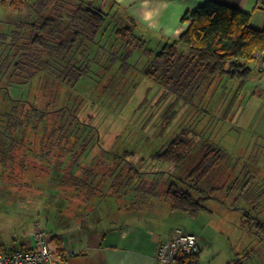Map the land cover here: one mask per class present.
Listing matches in <instances>:
<instances>
[{"label": "rangeland", "instance_id": "374dc122", "mask_svg": "<svg viewBox=\"0 0 264 264\" xmlns=\"http://www.w3.org/2000/svg\"><path fill=\"white\" fill-rule=\"evenodd\" d=\"M37 1L27 0V7L21 10L0 5V34H25L27 25L38 20L31 15ZM55 1L59 0H52V6ZM78 1L69 0V6ZM94 2L93 6L108 12L105 0ZM113 31L108 34V42L115 41ZM114 48L111 59L101 54L74 87L66 85L59 92V105L70 107L84 121L90 122L87 117L92 116L98 139L107 151L103 156L95 148L90 160L83 163L84 171L91 168L98 174L97 195L90 201L84 191L75 196L67 192L64 196L69 197V203L63 217L74 219L85 209H96L99 223L120 226L157 213L153 219L161 221L158 227L163 230L180 226L196 231L203 247L200 264H264V232L257 226V221L264 222V87L257 74L242 92H238L239 82L218 79L192 103L194 106L186 105L188 101L177 100L144 75L145 58L120 52L119 46ZM43 81L40 75L27 85L13 84L0 90V113L12 111L17 99L34 102L35 97L49 92L56 97L53 85L40 90ZM184 130L191 137L197 136L187 166L179 169L155 160L154 155L167 149ZM41 140L42 128L30 134L28 142L33 151H25L23 157L29 162L27 169L16 170L14 184L8 181L6 185L4 180L5 187L0 181V199L11 208L24 212L42 208L39 197L44 191L40 187L48 186L51 172L46 160L37 156ZM209 147L221 148L225 159L203 187L213 196L201 194L207 198V211L196 218L182 212L157 211L149 203L153 195L148 192L154 189L164 195L167 184L173 182L186 186L180 178H186L187 168H193ZM96 155L98 160L90 164ZM209 186L217 189L212 191ZM7 191L13 193L4 196Z\"/></svg>", "mask_w": 264, "mask_h": 264}, {"label": "trees", "instance_id": "16d2710c", "mask_svg": "<svg viewBox=\"0 0 264 264\" xmlns=\"http://www.w3.org/2000/svg\"><path fill=\"white\" fill-rule=\"evenodd\" d=\"M55 2L52 6V0H38L31 7V15L38 20L27 25L25 34H0V90L13 84L27 85L40 75L44 79L39 85L41 91L52 85L56 89V97L49 92L35 97L34 102L17 99L12 111L0 113L2 184L4 180L6 185L8 181L14 184L16 170L27 169L29 162L27 164L23 157L33 151L28 142L30 134L42 128L37 156L46 160L51 174L48 186L40 187L44 191L39 197L43 205L37 212L46 226L72 220L67 215L63 217L69 203V197L64 196L67 192L75 196L84 191L90 201L97 195L95 180L98 174L91 168L84 171L83 163L90 160L89 155L95 148L103 156L107 153L98 139L99 131L91 121L92 116L87 117L90 122L84 121L70 107L58 103L61 102L59 92L64 86L74 87L88 74L91 62L101 54L107 60L111 59L110 54L114 55L116 49L113 47L116 46L121 47L120 52L138 53L146 59L144 75L177 100L188 101L186 105L194 104L218 79L239 82L238 92H242L255 71L264 72V29H255L251 25V14L226 4L210 0L189 11L183 18L184 23H190L188 30L178 40L160 41L136 34L133 26L120 25L110 13L83 0L74 2L73 6H69V0ZM0 5L21 10L28 2L0 0ZM112 30L116 38L114 42H108ZM196 137L189 136L184 130L167 149L155 154L154 159L185 168L195 150ZM97 158V155L93 156L89 163L96 162ZM224 159L221 148L209 147L193 168H187L186 178H180L186 186L177 182L167 184L164 197L174 212L196 218L207 211L204 206L207 198L201 194L213 196L203 187ZM11 193L7 191L4 196ZM148 193L156 195L154 189ZM74 217L85 223L97 221L100 216L96 209H85ZM257 226L264 232L263 221H257ZM177 229L198 237L183 228ZM200 255L201 252L188 256L178 264H200Z\"/></svg>", "mask_w": 264, "mask_h": 264}, {"label": "crops", "instance_id": "0c3cea01", "mask_svg": "<svg viewBox=\"0 0 264 264\" xmlns=\"http://www.w3.org/2000/svg\"><path fill=\"white\" fill-rule=\"evenodd\" d=\"M83 1L92 6L95 3L94 0ZM207 1L210 0H117L115 3L105 0L104 4L108 9L106 13H110L115 22L133 26L136 34L148 39L172 41L178 40L190 26V23L183 22L184 16ZM213 1L251 14V25L255 29H264L261 0ZM255 73L264 87V72ZM0 200V251L32 249L38 233L43 231L57 255L73 254L64 264H158L156 256L159 245L170 240L175 229L181 228L161 229L158 227L161 221L153 219L157 218V213L128 220L120 226L112 222L102 225L100 218L85 223L82 220H63L46 226L45 221L39 220L41 216L37 211H16L5 205L4 199ZM149 203L157 211L174 212L164 195L156 193ZM155 220L156 223L151 222ZM184 230L196 234L195 230ZM199 244L202 254L200 238Z\"/></svg>", "mask_w": 264, "mask_h": 264}, {"label": "built area", "instance_id": "2783aa9c", "mask_svg": "<svg viewBox=\"0 0 264 264\" xmlns=\"http://www.w3.org/2000/svg\"><path fill=\"white\" fill-rule=\"evenodd\" d=\"M264 11V0L260 1ZM35 247L28 250L0 251V264H64L73 254L57 255L46 240V233L40 231ZM201 252L198 237L176 229L169 241L162 242L157 250L158 264H178L180 260Z\"/></svg>", "mask_w": 264, "mask_h": 264}]
</instances>
